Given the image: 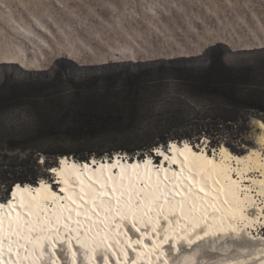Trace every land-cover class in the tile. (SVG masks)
Returning a JSON list of instances; mask_svg holds the SVG:
<instances>
[{
	"label": "bare ground",
	"instance_id": "obj_1",
	"mask_svg": "<svg viewBox=\"0 0 264 264\" xmlns=\"http://www.w3.org/2000/svg\"><path fill=\"white\" fill-rule=\"evenodd\" d=\"M256 122L257 146L243 153L172 140L170 150L157 146L171 157L160 165L150 154L65 157L54 172L64 193L44 177L16 183L44 210L26 217L8 198L0 264H264V121ZM17 213L32 223L10 236Z\"/></svg>",
	"mask_w": 264,
	"mask_h": 264
},
{
	"label": "trees",
	"instance_id": "obj_2",
	"mask_svg": "<svg viewBox=\"0 0 264 264\" xmlns=\"http://www.w3.org/2000/svg\"><path fill=\"white\" fill-rule=\"evenodd\" d=\"M228 51L215 44L203 56L76 64L81 74L70 73L64 58L56 60L53 71L13 69L0 80V149L26 150L28 155L22 162L7 154L0 159H9L10 167L22 174L29 160L40 166L37 153L45 154L46 168L59 155L88 161L123 151L142 158L154 147L168 148L172 140L196 145L204 134L224 138L232 151L243 153L252 119L264 121V52L253 50L255 55L229 62ZM157 102L161 112L148 116ZM232 124L236 127L230 129ZM229 138H237V143L228 142ZM33 139L88 149L81 154L51 153L36 147ZM93 143L103 147L106 156L91 148ZM6 175L0 171V199H8L6 193L16 183L37 184L43 177Z\"/></svg>",
	"mask_w": 264,
	"mask_h": 264
},
{
	"label": "rangeland",
	"instance_id": "obj_3",
	"mask_svg": "<svg viewBox=\"0 0 264 264\" xmlns=\"http://www.w3.org/2000/svg\"><path fill=\"white\" fill-rule=\"evenodd\" d=\"M215 44L229 50V62L255 55L253 50L264 52V0H0V80L18 67L53 71L59 58L67 60L70 73L81 74L82 66L203 56ZM158 112L160 102L151 105L147 113L152 117ZM260 132L256 119H252L251 130L244 135L243 151L257 146ZM236 139L229 138L228 142L236 144ZM33 142L51 153L81 154L88 149L70 142ZM224 142V138L204 134L196 146L204 144L202 147L208 146L213 153ZM90 147L107 154L98 144ZM6 154L22 162L28 152L0 149V156ZM37 154L39 167L29 160L21 174V169L11 168L4 157L0 159V171L8 177L13 174L53 180L49 168L63 155L46 168L41 163L45 154Z\"/></svg>",
	"mask_w": 264,
	"mask_h": 264
},
{
	"label": "snow or ice",
	"instance_id": "obj_4",
	"mask_svg": "<svg viewBox=\"0 0 264 264\" xmlns=\"http://www.w3.org/2000/svg\"><path fill=\"white\" fill-rule=\"evenodd\" d=\"M170 147H174V146H170ZM168 150H170V148ZM155 151L158 153V155L162 159H171V157L167 156L166 153L164 151H161L159 148L155 149ZM185 159H187V157H185ZM41 163H43V160H41ZM61 163L63 162L61 161ZM51 171L56 172L57 169L52 168ZM190 174H191V169H189V175ZM109 179L111 178L109 177ZM41 183H43V181ZM105 187L106 185L104 184L101 185V188H105ZM112 191L115 192L117 191V189L113 188ZM201 191H203V189H201ZM107 194L108 193L105 192V195ZM6 195H9L14 199L18 198V206L20 209L25 210L24 216L26 217H36L38 216L39 212L44 210L41 208V205L39 204V202L36 200L34 196H27L26 189L22 188L20 184H16L14 188L8 190ZM26 198H27V202H26ZM11 203H12V200H6L4 203H0V209L4 208L6 205L10 206ZM13 223H15V230H13V227H12ZM31 223H32V220L24 219L22 218L20 213H17L14 222L9 223V230H10L9 235L10 236L11 235H22L20 232V228L23 225H30ZM2 244H3V236L0 235V246H2Z\"/></svg>",
	"mask_w": 264,
	"mask_h": 264
},
{
	"label": "water",
	"instance_id": "obj_5",
	"mask_svg": "<svg viewBox=\"0 0 264 264\" xmlns=\"http://www.w3.org/2000/svg\"><path fill=\"white\" fill-rule=\"evenodd\" d=\"M176 143H181V144H183V143H184V140H182V141H176ZM171 145H172V142L170 141L169 144H168V147L171 146ZM158 147L165 148L164 146H161V145L158 146ZM219 147H220V146H218L217 148H219ZM154 148H157V147H154ZM166 149H167V148H166ZM152 150H153V149H152ZM152 150H151V151H152ZM152 152H153V151H152ZM149 154H151V153H149ZM89 160H90V159H89ZM104 160H105V158H104Z\"/></svg>",
	"mask_w": 264,
	"mask_h": 264
}]
</instances>
